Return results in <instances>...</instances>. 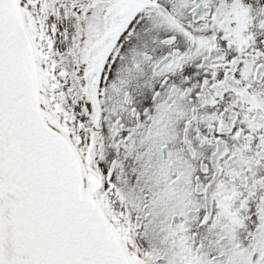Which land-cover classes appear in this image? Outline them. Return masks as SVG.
I'll use <instances>...</instances> for the list:
<instances>
[{
	"label": "flooded vegetation",
	"instance_id": "1",
	"mask_svg": "<svg viewBox=\"0 0 264 264\" xmlns=\"http://www.w3.org/2000/svg\"><path fill=\"white\" fill-rule=\"evenodd\" d=\"M61 2L53 100L133 263L264 264V0Z\"/></svg>",
	"mask_w": 264,
	"mask_h": 264
},
{
	"label": "water",
	"instance_id": "2",
	"mask_svg": "<svg viewBox=\"0 0 264 264\" xmlns=\"http://www.w3.org/2000/svg\"><path fill=\"white\" fill-rule=\"evenodd\" d=\"M39 84L20 4L0 0V264H131Z\"/></svg>",
	"mask_w": 264,
	"mask_h": 264
},
{
	"label": "rangeland",
	"instance_id": "3",
	"mask_svg": "<svg viewBox=\"0 0 264 264\" xmlns=\"http://www.w3.org/2000/svg\"><path fill=\"white\" fill-rule=\"evenodd\" d=\"M42 0H18L20 7L22 9L26 30L28 31L31 45L35 54L36 63L39 72V82H40V91L42 92V96H44V100L47 102L48 100V119L52 122V124L60 131V133L68 140L74 151L78 152V155L82 158L83 167L89 176V181L91 184L90 188H84L85 192H92L91 198L95 200V202L100 206L102 211L108 215L110 219V224L112 228L118 234L119 241L126 253L128 259L132 264H134V251L131 246V243L127 237L120 234L118 224H122V222H115L110 218L109 210L107 206L101 204L94 193L95 185L93 181V175L90 167L86 161V155L83 146L77 140L76 135L74 134L73 128L70 127L69 122L71 117H65L67 114L62 107L54 102L53 100V87L57 86V83L54 84V80H52V73L55 69L56 64L54 62V57H52V45L51 39L48 36L45 27H41V23L44 22V14L40 9V3ZM62 0H51L54 5L55 2H61ZM53 81V82H52ZM51 85V88L49 87ZM46 92V93H45ZM44 93V94H43ZM50 111V112H49ZM83 170V169H82ZM86 172L85 175H86ZM85 181V179H84Z\"/></svg>",
	"mask_w": 264,
	"mask_h": 264
},
{
	"label": "trees",
	"instance_id": "4",
	"mask_svg": "<svg viewBox=\"0 0 264 264\" xmlns=\"http://www.w3.org/2000/svg\"><path fill=\"white\" fill-rule=\"evenodd\" d=\"M69 8V2H55L53 5L51 0H47V6H45L44 1H41L40 9L44 13L45 29L51 40L55 37L54 25L65 20L64 17L69 15Z\"/></svg>",
	"mask_w": 264,
	"mask_h": 264
},
{
	"label": "bare ground",
	"instance_id": "5",
	"mask_svg": "<svg viewBox=\"0 0 264 264\" xmlns=\"http://www.w3.org/2000/svg\"><path fill=\"white\" fill-rule=\"evenodd\" d=\"M42 91V90H41ZM40 91V95H41V99H42V104H43V108H44V110H45V113H46V115H47V117H48V115L50 116V114H48V100H47V102L44 100V96H42V92ZM46 93V92H45ZM44 94V93H43ZM50 112V111H49ZM76 152V151H75ZM76 154H77V157H78V160H79V162H80V165H81V167H82V169H83V174H84V179H85V181H84V188H90L91 187V184H90V181H89V176H88V174H87V172L85 171V169H84V167H83V162H82V158L78 155V152H76ZM84 172H86V175H85V173ZM91 189V188H90Z\"/></svg>",
	"mask_w": 264,
	"mask_h": 264
}]
</instances>
